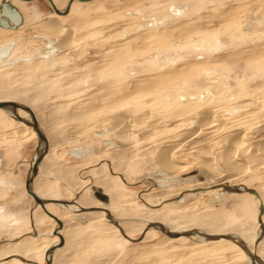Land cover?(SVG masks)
Wrapping results in <instances>:
<instances>
[{
    "label": "rangeland",
    "instance_id": "1",
    "mask_svg": "<svg viewBox=\"0 0 264 264\" xmlns=\"http://www.w3.org/2000/svg\"><path fill=\"white\" fill-rule=\"evenodd\" d=\"M52 1L58 10L69 2ZM13 5L23 11L27 23L18 33L0 38V49H8L5 65L0 64V83H5L0 100L23 98L38 122L44 123L42 129L51 143L35 179L36 193L78 208L74 212L50 204L48 210L58 217L63 210L86 212L77 199L86 193L90 203L98 206L89 196L95 187L110 195L112 209L122 214L217 213L219 233L242 237L251 250L261 248L264 260V225L258 223L264 202V0H95L76 3L66 17L54 14L43 0H15ZM48 19L60 20L72 30L70 48L61 49L56 35L35 27ZM157 33L162 37L158 39ZM43 72L47 81L39 76ZM203 95V102L190 106L196 110L188 111L186 103ZM196 112L214 118L211 133L193 136L202 125ZM117 114L126 115L132 125L135 144L119 142L114 135L105 137L110 130L106 120ZM15 126V119L0 111V250L37 238L50 248L59 244L54 235L58 226L49 217L36 223L35 216L44 212L26 191L38 140L2 139ZM242 130L247 135L235 155L244 165L238 180L225 185L211 180L188 182L186 175L202 171L197 150L219 155L231 135ZM175 143L182 144L178 162L190 168L163 174L153 152ZM257 150L263 155L253 158ZM113 152L122 153V162L113 161ZM60 167L75 170L83 187L80 192L65 184ZM220 168L216 164V170ZM94 178L99 186L93 185ZM202 183L204 187L197 185ZM61 220L66 245L56 250L55 264L101 260L124 264L122 260L137 252L142 255L125 264H250L241 252L227 259V252L238 251L228 242L203 246L195 236L172 239L159 229L146 228L126 236L123 228L114 225L110 231H99L71 217ZM142 236L143 240L130 242ZM45 256H39V264H47Z\"/></svg>",
    "mask_w": 264,
    "mask_h": 264
},
{
    "label": "bare ground",
    "instance_id": "2",
    "mask_svg": "<svg viewBox=\"0 0 264 264\" xmlns=\"http://www.w3.org/2000/svg\"><path fill=\"white\" fill-rule=\"evenodd\" d=\"M11 1H12V4H13L15 0H11ZM43 1H46L47 3H49V5L51 6V8L53 10V13L56 14L54 9H53V7H52V5H51V3L48 0H43ZM94 1H92L90 3H87V4L94 3ZM23 2H31V1H23ZM69 2L67 4L66 8H63L62 10H58L59 13H60L59 14L60 16H65L66 17V16L70 15L73 12L74 7L76 6V3H80L78 1L73 2L71 4V6H70V10H69L68 14L64 15V13H65L68 5H69ZM53 4H54V2H53ZM81 4H83V3H81ZM54 6L57 8L56 4H54ZM19 10H20V12L22 13V15L24 17L23 25L16 31L1 28V30H0V38H2L1 36H3V35L7 36V34L18 33L22 29V27L26 25L27 20H26L24 14H23V11L21 9H19ZM175 10H177L176 12L179 15H181L183 13V10H181V9H177L176 8ZM56 15H58V14H56ZM155 24H149L148 27L151 26V27L154 28ZM35 27L40 29L41 31L47 32L48 35L49 34H51L52 36L56 35L60 39V47H61V49L65 50V49H68V48L71 47V45H72V36H71L72 32L71 31L72 30H67L60 20H49L48 19V20L43 21L42 23H39ZM155 36L159 39V38L162 37V34H160V33L158 34L157 33V35H155ZM2 41L0 40V42H2ZM76 47H77V45H76ZM73 48H75V47H73ZM7 54H8V49H6V48H1L0 49V64H4L6 62L5 58L7 57ZM3 68H4V66H3ZM31 73L35 74V72H31ZM39 76L42 77L43 80L47 81L46 78H48V76H47L46 73L43 72ZM35 77H37V76H35ZM0 84H1L0 88L3 89V87L5 86V83L2 82ZM212 94H214V93H212ZM202 98H205V95H203L202 97H199V100L195 99L197 101L193 100V102L186 103L188 105L187 107L191 108L190 107L191 104H193V106H196L194 104H199V103L203 102L204 100H202ZM206 98H207V96H206ZM22 100H24V99L22 98ZM22 100L21 101H16V102L20 103L22 105H25L26 107H29L31 109V107L28 104L26 105L25 102H22ZM206 100H209V99H206ZM2 102H5V101L4 100H0V103H2ZM8 102H11V101H8ZM12 102H14V101H12ZM186 104H183V105H186ZM250 104L251 103H247V104L245 103L244 105H250ZM187 110H188V108H187ZM193 110L194 109L191 108L188 111L194 112L196 110V108H195L194 111ZM0 111H4L10 117H13V119H15V121H16L15 128H13L12 130H9L8 132L4 133L2 135V139H5V140H11L12 139V140H23V141H26V140H31L33 138L34 139L36 138L38 140V135H37L36 131L32 127L26 125L24 122L19 120L21 118V119H23L25 121H28L26 119H28V117H30V116L27 113H25L22 110H4V109H0ZM179 112H182V111L180 110ZM184 112H186V111L184 110ZM230 112H232V111H230ZM34 114H36V113L34 112ZM182 114H184V113H182ZM228 114H230V113H228ZM117 115L118 116L110 117V120H106L107 122L110 121L109 124H108V126H109L108 128H110V130L107 132V135L105 134V137H108L110 135H114L115 140H117L119 142H124V143L126 142L127 144L128 143L129 144L130 143L131 144L132 143L135 144L136 141H137L135 139L136 135H134L131 132L132 130H130V127L132 125L128 124V119L126 117H124L126 115H124V116L122 114L121 115L117 114ZM209 115H210V113H209ZM195 116H197L196 118H198L199 122L202 125L200 126V128L198 130H196L193 133V136H195L200 131H206V132H208L207 134L211 133V132H209V130L212 129L213 127H215V125H214L215 121L213 120L214 118H212L211 116H208L207 114H203V113H197V115H195ZM145 119H147V118H145ZM40 124L42 125L41 128H43L44 123L41 122ZM235 124L237 125V123H235ZM43 129H42V131H43ZM243 132L244 131L242 130L240 133H236V134L233 133L231 135L233 137L229 140L226 150H224L219 155H213L210 151H206L205 148L196 151V154H197V156L199 158V161H200V163L198 164V167H199L200 170H202V171H199V172H201V174L204 177H206V182H210V180H211V181H215L216 185H217V183L219 184V182L221 183L219 185H225V184H233L234 180H236V179L238 180V176L240 175V170L244 167V165L242 164L243 162L240 164V163H238L235 160V155L237 153L239 154V150H241L242 147L244 146V139L246 138L245 135H247V134L244 135ZM144 135H146V133ZM99 137H100V135H99ZM107 141H109V140H107ZM48 143L50 144L51 142L48 141ZM121 144H123V143H121ZM204 144H205V142H204ZM209 144H211V143H209ZM181 145L182 144H176V143L175 144H171V145H163L160 148L156 149L154 152L152 151L154 153V159H155L154 161H155L157 169L161 170L162 172L163 171L164 172H169L168 174H175V173L179 174V173H182V172L186 171L188 168H190L189 164H181L180 162H178V157H180V156H176V154L179 153ZM183 145H186V144H183ZM199 147H201V146H199ZM43 148L44 147H42V148L39 147V150L41 151ZM211 149H213V148H211ZM37 150H38V148H37ZM103 151H105V150H103ZM48 153H49V151H48ZM241 155L244 156V154H241ZM262 155H261L260 152L259 153H254L253 154V158H258V157H261ZM111 156H112L113 161L116 162V164L120 163V161L122 162L123 155H122L121 152H113V154ZM0 157H1V155H0ZM128 157H130V155ZM37 158H38V153H36V158H35V161H34L33 165L35 164ZM248 162H250V161L248 160ZM216 164H220V166L222 167V169L221 168L220 169L222 171H220V170L217 171L216 170ZM33 165H32V167H33ZM57 170L60 172V175H62L63 181L65 182L66 185H68L69 187L75 189L76 192H80L82 190V188H83L82 187V183L80 184V182L76 180L75 173H74L75 170L72 167H70V168H61L60 167ZM154 170H155V167H154ZM77 171H79V170H77ZM203 171H205V172H203ZM164 172H163V174H165ZM164 177H166V176H164ZM186 179L190 183H197L199 181L195 177H186ZM178 180L182 182L184 180V178L182 179L180 177ZM34 183H35L34 184V192L36 193L35 190H39V187H38L39 185L35 181H34ZM210 183H207V185H211ZM93 185L99 186L100 182L95 180V178H94L93 179ZM197 185L200 186V187H204L203 183L202 184H197ZM213 185H215V184H213ZM103 192L105 193L104 190H103ZM89 196H90V198H92L93 200L98 202L99 205L94 207L90 203V200L87 197V194L84 193L83 195L78 197L77 204L79 206H81V207H84L86 212L80 211V213H78V214L74 213V212L77 211L76 210L77 206L75 207V205H73V204H71V205H59L60 207H62L64 209H72L73 208L72 211H74V210L75 211L72 212V211H68V210H63V212L61 213V217H58V216L57 217L60 220L61 219L65 220L68 217H71V218H73L75 220H79L83 227H86L87 229H94V230H99V231H110L113 228V225H114L115 227L123 228L124 234H126V236H130V235H132L134 233H138L142 229L144 230L146 228L145 230L148 229V231H151L152 229H159L160 231H163V232L167 233L169 236H171L172 239H174V238L175 239H181V237H183V236H187L189 238H193V236H195V237H198L199 239H201V241L203 243V246L209 245V244H218V243H226V242H228L232 246L237 247L236 249L238 251H235L234 253L233 252L232 253L231 252H227V253H229V254H226V256L228 257V258L226 257L227 259L232 260V259L235 258L236 254H238L237 252H241V254L243 253L244 256H247L250 264H264V260L261 257V253H262L261 252V250H262L261 248L260 249L256 248V250H251L250 248H248V245L242 239V237H240L238 235L237 236L231 235V234H234V233H231V234L223 233V232L219 233L220 230H218V229H220V228H218V226H217L218 223H219L217 217L218 216L220 217V214L217 216V213L215 214V213H206L205 212V213H202V214H200V213H194L193 214L192 213V214H185V215H182V216H168V217L166 216V214H163V213L159 214V215L157 213H152L151 215H146V214H141V213L138 214V213H135V212H130L128 214H122V213L112 209V206H113L114 202L112 201L110 195H108L110 197V203L107 204V205L102 203V202H100V201H98V200H96V199H94L91 195H89ZM47 200L58 201V200H55V199H47ZM66 202H68V201H66ZM56 205H58V204H56ZM263 206H264V202L260 206L261 212L263 211L262 215L260 213L261 219L258 222L260 226L264 225L263 220H262V218L264 216V208H263ZM81 207H79V210H80ZM88 209H91V210H88ZM93 209H99V210H93ZM105 211H108L109 213L107 214V212H105ZM35 217H36V223L38 224L41 220H43L44 217H49V216L45 212L44 213L40 212ZM124 220H130L131 222L124 223ZM104 221H107L108 223H103ZM120 222H121V224H120ZM76 225H78V224H76ZM61 231L59 233L63 236V233ZM213 232H216V234H214ZM258 234H259V237H260L261 229L259 230ZM181 235H183V236H181ZM56 237H58V236H56ZM47 244H48L47 242H44L43 240L37 238V239H35L33 241H29V242L28 241H22L20 243L15 244V245H8V246H6V247H4V248H2L0 250V264H18L20 261H22L21 262L22 264H39L38 263V261L40 260L39 256L41 254L45 255L46 251L51 248V247L47 248ZM54 246H56V245H54ZM228 247H231V246H228ZM63 248L64 247H62V249ZM60 249H58V250H60ZM245 249L249 250L252 256L248 255L246 253ZM58 250H57V252H58ZM230 250H231V248H230ZM57 252H55L53 256H50L48 258L45 256L46 262H47V259H48L49 261L52 262V264H55L56 260L54 258L57 255ZM221 252H222V250H221ZM141 255H142L141 252L133 253L132 255L128 256V259L122 260V263L125 264L126 262H128L130 260L138 259ZM107 263H108V260H101L97 264H107Z\"/></svg>",
    "mask_w": 264,
    "mask_h": 264
},
{
    "label": "water",
    "instance_id": "3",
    "mask_svg": "<svg viewBox=\"0 0 264 264\" xmlns=\"http://www.w3.org/2000/svg\"><path fill=\"white\" fill-rule=\"evenodd\" d=\"M22 1H37V0H22ZM55 13L56 14H60L58 9L54 6L52 0H48ZM78 1L80 3H90L94 0H70L69 5L64 13V15H67L69 10H70V6L73 2ZM24 23V17L22 15V13L20 12V10L14 6L12 4L11 0H2L1 4H0V28L3 29H8V30H13L16 31L18 30ZM0 109H4V110H22L25 113H27L30 118L32 119L31 121H25L23 119H19L20 121L24 122L26 125L32 127L37 135H38V158L35 162V164L33 165V167L29 170L27 177H26V191L28 192V194L34 199L35 203L40 206L43 211L51 218L53 219L56 224H57V229L54 231V235L58 236L60 241L59 244L56 246L51 247L50 249H48L46 251V257H50L53 256L54 253L56 252V250L64 247L65 245V239L64 237L59 233L63 228H64V223L54 214H52L47 206L50 204H58V205H71L74 203H69L66 201H50V200H46L43 199L42 197H40L39 195H37L34 192V181L38 176L39 170H40V166L45 158V156L48 154L49 151V143H48V139L46 137V135L44 134V132L42 131V128L40 126V123L38 122L34 112L32 109H30L29 107H26L25 105H22L20 103L17 102H2L0 103ZM39 147L42 148L44 147L41 151L39 150ZM185 177V176H184ZM186 177H195L197 178L199 181L203 182L206 181V177H204L201 172L199 171H194L188 175H186ZM254 194L259 197V195L257 193L254 192ZM90 195L104 203V204H109L110 203V197L108 195H106L102 189L100 188H95L92 187L91 191H90ZM264 208V206H263ZM93 210H99V209H93ZM263 214V211L261 212V215ZM143 236L140 238V240H130V242H138L143 240ZM246 253L250 256L251 253L249 250L245 249ZM47 264H52L51 261H49L47 259Z\"/></svg>",
    "mask_w": 264,
    "mask_h": 264
},
{
    "label": "crops",
    "instance_id": "4",
    "mask_svg": "<svg viewBox=\"0 0 264 264\" xmlns=\"http://www.w3.org/2000/svg\"><path fill=\"white\" fill-rule=\"evenodd\" d=\"M49 154L44 158L43 162L46 160V158H48ZM42 162V164H43ZM40 170H41V167H40Z\"/></svg>",
    "mask_w": 264,
    "mask_h": 264
},
{
    "label": "flooded vegetation",
    "instance_id": "5",
    "mask_svg": "<svg viewBox=\"0 0 264 264\" xmlns=\"http://www.w3.org/2000/svg\"><path fill=\"white\" fill-rule=\"evenodd\" d=\"M70 1V0H69ZM83 4H86V3H83Z\"/></svg>",
    "mask_w": 264,
    "mask_h": 264
}]
</instances>
